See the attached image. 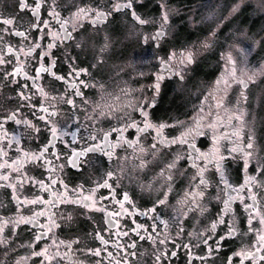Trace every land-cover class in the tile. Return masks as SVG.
Segmentation results:
<instances>
[{
	"label": "flooded vegetation",
	"instance_id": "1",
	"mask_svg": "<svg viewBox=\"0 0 264 264\" xmlns=\"http://www.w3.org/2000/svg\"><path fill=\"white\" fill-rule=\"evenodd\" d=\"M35 2L27 0L30 7L21 9L20 0H0V21L13 20L11 25L0 22V58L6 61L0 64V117L18 109L22 121H8L0 130V147L7 152L0 154V264H124L125 258L127 264H228L229 257L232 264H239L241 257L233 254L248 249L264 231L259 216L249 225L250 213L244 207L255 203L264 215V175L256 160L264 154L250 116L252 74L238 72L234 58L235 80L229 75L233 65L228 58L202 61L199 43L190 35L185 40L179 35L182 25L175 26L169 16L164 24L143 0H133V9L149 21L145 25L132 19V9L112 11L117 0H40L38 18L32 13ZM53 4L58 19L50 15ZM78 8L111 14L94 23L95 12L77 19ZM162 26L165 35L153 40ZM65 32L70 37L65 38ZM189 51L193 62L182 64L181 53ZM172 53L176 56L169 61ZM207 60L210 80L197 73L200 64L207 70ZM161 61H168V66L162 67ZM79 68L88 71L77 77L73 69ZM99 89L120 94L103 104ZM21 92L30 99H22ZM69 99L74 104L66 103ZM145 119L164 124L163 137L176 142L159 143L154 129L138 137L135 128L125 127L135 121L143 128ZM197 128L202 134L186 135ZM105 132L110 133L108 143L117 145L114 149L105 148ZM249 137L258 152L245 169L242 153L232 149L245 146ZM182 138L188 143H181ZM125 140L138 143L129 147ZM93 144L104 151L74 155ZM190 144L198 151H192ZM45 146L43 158H31ZM107 151L113 152L111 157ZM24 152L29 153L27 159ZM200 154L209 159H197ZM217 154L224 157L222 169L232 185L230 210L223 203L228 195L219 183L213 158ZM201 169L209 185L206 190L201 186L205 195L193 204L186 193L196 188ZM109 171L115 173L110 179ZM248 177L257 182L241 188ZM105 180L111 188L103 186ZM125 192L129 200H124ZM164 193L167 198L160 204ZM88 196L94 207H85L92 203L83 200ZM229 228L233 235H228ZM89 248L101 249L100 255ZM42 249L53 259L33 255Z\"/></svg>",
	"mask_w": 264,
	"mask_h": 264
},
{
	"label": "rangeland",
	"instance_id": "2",
	"mask_svg": "<svg viewBox=\"0 0 264 264\" xmlns=\"http://www.w3.org/2000/svg\"><path fill=\"white\" fill-rule=\"evenodd\" d=\"M143 5L160 17L166 12L175 26L182 25L179 35L183 40L190 35L199 43L202 61L203 57L217 60L231 55L238 72L252 74L250 116L261 138L259 147L264 148V0H143ZM209 67L211 61L207 60V70L200 64L197 73L203 72L200 76L210 80L212 77L206 73ZM119 94L118 90L99 89V101L105 104Z\"/></svg>",
	"mask_w": 264,
	"mask_h": 264
},
{
	"label": "snow or ice",
	"instance_id": "3",
	"mask_svg": "<svg viewBox=\"0 0 264 264\" xmlns=\"http://www.w3.org/2000/svg\"><path fill=\"white\" fill-rule=\"evenodd\" d=\"M19 7L21 9H26V8H29L30 6L27 3V0H20ZM40 7H41L40 0H36L35 7L32 8V13L37 18L39 17V9H40ZM162 7H164V6L162 5ZM125 8L126 9H132L131 16H132V19L135 22L139 23L140 25H145V24L149 23V21H147L145 19H142L141 16H139L136 13V11L133 9V0H124L123 3H121L120 0H117L116 3L111 5V10L112 11H120V10L125 9ZM92 12H95V16L93 17V22L94 23L106 20L107 17L111 14L110 11H105V10H97V9H92V8H87V9L78 8L77 12L74 14V16L77 19L80 18V17H88ZM50 15H52L53 17H55L57 19L59 18V13H57L55 11V4H53V9L50 12ZM162 20H163L164 24L167 23L168 16H167L166 12L163 14ZM0 22H2L5 25L13 24V20L12 19H3ZM44 23L46 24L47 21H45ZM64 23L66 24V23H68V21H65ZM31 26L37 27L38 25H31ZM62 27H63V25H62ZM5 31H8V29H5ZM16 34L17 35H24V33H16ZM53 35H58V34H53ZM163 35H165V33L163 31V26H162L161 29L158 30L155 33V35H153L151 38L153 40H158ZM64 36H65V38H68V37H70V33L65 32ZM2 39H3V37H0V40H2ZM144 39H145V41H147L149 39V37L145 36ZM51 47H53V45L50 44L49 48H51ZM205 47H207V45H205ZM105 48H107L106 44L104 45V48L101 49V51H103ZM12 50L13 49L9 46L8 51L11 52ZM29 51H31V49ZM175 56H176V54L172 53L169 56V61L174 59ZM228 60L233 65L229 75L235 80L236 79V70H235V66H234L235 65V61L232 60L231 55L228 56ZM5 62L6 61L3 58H0V64L5 63ZM180 62L182 64L183 63H192L193 62V53L191 51L187 52L186 54L185 53H181V61ZM161 64H162V67H167L168 66V61H161ZM87 71L88 70L86 68H79V70L73 69V73L77 77H79L82 73H87ZM59 78L60 79H64V77H59ZM158 79H159V77H158ZM181 79H183V76H181ZM240 82L242 84L245 83L244 81H240ZM81 83H84V81H81ZM219 83H220V81L218 80L217 84H219ZM85 86H87V85H85ZM156 87L158 88L159 85L157 84ZM77 94L79 95L80 93L77 92ZM19 95H20V97L22 99H30L29 97H26L23 92H21ZM44 95H46V93ZM66 103L74 104L73 100H71V99L67 100ZM43 110L45 112L47 111V109H43ZM140 110H141L142 115L147 117L148 114H147V112H145L143 110V107H141ZM17 112H18V109L14 110V111H12L10 113H7L4 116L0 117V130L4 129V124L6 122H8V121H15V123H17V124H20L22 122L20 119L17 118ZM42 119H43V117H42ZM23 123H25L26 125L30 124V122L27 121V120L23 121ZM143 123H144V127L143 128H141L139 126V124H137L135 121H132L130 124H127L125 127L126 128L127 127L135 128L138 137H139L140 133L146 132L148 129H154L156 134H157V137H159V141H158L159 143H161V144H171V143H175L176 142V140L169 141V140H167L166 138L163 137L162 130L165 127L164 124L154 125L151 122H149L147 119H145ZM123 130L124 129L119 130V131H121V139H123V137H122ZM51 131L53 133V136L55 137L56 129L53 127L51 129ZM113 131H117V130L113 129ZM200 134H202V133L200 132L199 128H197V129L189 130V132L186 135L189 136V137H193L194 138V135H200ZM109 135H110V133H108V132L104 133V142H103L104 146H105V148L114 149L117 145H110L108 143ZM7 136H8L7 132L4 131L3 139H7ZM92 139L95 140L96 137L93 136ZM155 139H156V137H154V140ZM124 142L128 143L129 147H133L134 144L138 143V141H127V140H125ZM49 143H51V141H49ZM181 143H188V140L182 138L181 139ZM8 147H11V142H9ZM189 147L194 152L198 151L194 144H190ZM152 148L153 149L156 148V143L152 144ZM96 150L104 151V148H102L100 144H93L90 148L84 149L79 154H75L74 153V155H76L77 157L84 156V155H86L87 152L96 151ZM21 151H23V150L21 149ZM47 151H48V148H47V146H45L38 155L37 154H33L31 158L32 159H41V158L44 157V154ZM259 151L264 152V148L259 149ZM232 152H241L242 153V158H243V162H244V168L247 169L251 159L254 158V154H256L258 152V149H257V146H256V144L254 142V139L252 137H249L248 143L245 146H243V147L236 146V147H234L232 149ZM0 154H3L5 156L7 155V152L4 150L3 147H0ZM105 154L111 157L113 152L112 151H107V152H105ZM23 156H24L25 159H27L29 157V153L24 152ZM191 158L192 157H190V159ZM196 158L197 159L203 158L206 161L209 159V157L207 155H205V154H200ZM213 158L216 159V169H217L218 172H220V181H219V183H222L224 185V189L222 191L224 192L225 195H228V199L224 200L223 203L225 205V209L226 210H230V207H231L230 202L234 198L229 194V191L232 190V185L228 182L227 178L225 177L223 169H222V165H221V161L224 159V157L223 156H219L217 154V156H215ZM177 159H179V157H177ZM256 160H257V166H258L259 172L262 175H264V157L257 156ZM13 163L15 164L16 162L14 161ZM73 163H75V161ZM174 163L175 162H173L172 164H169L167 167L169 169H171L172 167H174ZM203 172H204V170L201 169L200 172L198 173L200 178H199V183L196 185V188L192 189L189 193H186V197L189 196V195L191 196V203H193V204L197 203V198L198 197H203L205 195V191L201 190V186H203V188L206 190L208 185H209V182H208L207 179H205V177L203 175ZM162 174H163V170L161 172V175ZM114 175H115V173L112 172V171H109L107 173V176H108L109 179L112 178ZM3 179H7V177L5 176V177H3ZM117 179H119V177H117ZM168 179L170 180L171 176H169ZM256 182L257 181H256L255 177H248V178H246L245 184L241 185L240 187L243 188V187H245V186H247V185H249L251 183H256ZM99 186L100 185H98V187ZM103 186L111 188V185L108 183V180H105ZM11 187L13 188V190H15L16 185L13 184V185H11ZM249 191H251V188H249ZM164 197H165V199H160L158 201V203H160V204L165 203V200L167 198V193H164ZM251 199L255 202V200H256L255 194H253L251 196ZM83 200L84 201H92V203H90V204L89 203H85V207H94L95 206V201L92 200L91 196L84 197ZM124 200H129V196H128L127 192L124 193ZM77 202H80V201H77ZM120 204H121V207L123 208V201H121ZM197 206H199V205H197ZM244 207L250 213V215H249V225H251V222H252L253 219H256V216L260 217V223L262 225H264V215H262L259 212V210L255 207V203L251 204V205L250 204H245ZM154 210L155 209H153V211ZM253 212L256 213L255 216L251 215V213H253ZM114 215H118V213H115ZM50 222H51L52 226H55V222L51 221V218H50ZM215 226H216L215 223H213V225H212L213 229L215 228ZM140 227H142V226H140ZM133 231H136V230L134 229ZM249 231H252V229L249 228ZM233 234H234V229L229 228L228 235H233ZM96 235L99 237V239L101 241L106 243V241H104V238L102 236H100L99 233H97ZM37 239H39V237H37ZM142 239H143V237H142ZM148 239H152V237L149 236ZM221 239H224V237H221ZM61 243H63V242H61ZM204 243L207 244V240H205ZM217 246H219V244ZM131 247L132 248L136 247L135 242H133ZM88 250L90 252H92L96 256H99L100 252H101V249H91V248H89ZM212 251L213 250L211 249V247H209V249H208V255L209 256L212 255ZM33 255L34 256H44L46 260H52L53 259L52 256L48 255L47 249H42L40 252H33ZM127 255H135V253L134 252L133 253H128ZM172 255H175V253H172ZM233 255L241 257L239 264H244L245 260L249 261L250 264H264V231L258 233L255 243L252 244L248 249L241 250L240 252L234 253ZM156 259H157V262H158L160 260V257L157 256ZM201 259L203 260L204 257H201ZM124 264H127V259L126 258L124 260ZM228 264H232V258L231 257L228 258Z\"/></svg>",
	"mask_w": 264,
	"mask_h": 264
}]
</instances>
